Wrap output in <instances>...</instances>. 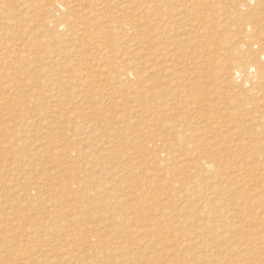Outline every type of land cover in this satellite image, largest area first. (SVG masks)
Here are the masks:
<instances>
[{"label":"rangeland","instance_id":"1","mask_svg":"<svg viewBox=\"0 0 264 264\" xmlns=\"http://www.w3.org/2000/svg\"><path fill=\"white\" fill-rule=\"evenodd\" d=\"M153 1L156 0H0V171L4 172V174L0 172V190L3 191H0V250L5 248L0 251V264H121L122 257L118 254L111 255L113 258L110 256L111 258L107 259L106 253L101 256L104 250L97 248L90 250L91 245H101L112 237L118 238L117 241L122 242L121 248L131 252L135 257L147 259L154 255L156 250L162 254L156 259L165 255L171 256L172 253L165 252L164 248L171 251L177 250V245L183 241L184 236L188 238L186 233H189V228H176L173 231L172 226H177L175 225L177 221L168 219L167 216L154 215L153 211L161 206L154 207L149 203L155 202L159 194V196H165L167 193L173 194L177 191L181 194L180 184L183 182L181 185H184L187 181L185 176L189 179L185 187L190 180L195 181L197 178L189 175L175 176L173 179L175 185L178 183L179 185L173 192L171 189L161 187L152 189L149 186L153 179L151 175L154 177L156 170L149 160L152 154L148 149H151L156 142L164 146L167 139L171 142L178 138L172 134L170 125L178 127L179 124V127L195 128L197 125V127L205 126V121L208 120L209 126L212 124L217 126L216 121H220V126L216 129L219 132L215 130L217 133L215 131L213 133L211 130L207 145L201 143L202 149L209 151L211 147L214 149L211 153L212 157L217 156L220 160L222 159L223 165L227 164L224 166V173L231 172L230 177L236 175L234 182L232 181L234 187L239 177H243V180L252 179V181L258 178L256 167L259 163L253 159L248 160L246 155L253 150L255 144L259 141L263 142L264 130L259 123L264 121V104L257 105L256 94L248 93V87H242L241 80H235L232 75L233 68L235 71L240 67V63L245 65L249 62L245 57V51L242 52L238 49L239 47L245 45L253 52L260 51L264 40L259 41L258 35L260 31L264 33V26H262L264 13L259 15L261 30L252 36V33L248 31L255 24L246 21L248 15L244 14L252 6L251 1L247 7L245 0H188V2L175 0L176 3L170 0L172 5L168 0H157L161 3L160 15L162 16L163 13L165 15L160 16L161 21L158 20V24H154L157 29H152L154 22L152 23L151 20L154 16L150 14V18H146L142 7L145 8L147 3L155 4ZM177 3H181V7ZM164 7L169 11L163 12L166 10ZM173 9L175 13L172 12ZM139 13L142 15L139 16ZM164 16L167 20L163 18ZM132 19H134L133 22ZM144 20L152 24L148 22L146 24ZM167 21L171 27L167 26ZM129 23L132 25L128 26ZM144 23L151 26L147 27ZM166 27L168 31L165 30ZM151 29L155 30L154 33L161 29L163 31L153 35ZM77 31L80 33L76 34ZM142 31L145 37H148L147 34L152 31L148 40L154 36L159 40L161 37V43L166 42L163 45L167 50L164 46L161 50L165 59L157 58L162 59V62L151 58L140 49L147 40V38L142 39V36L144 37ZM246 32L249 34L246 35ZM74 33L77 38H74ZM125 34L129 37L124 36ZM72 35H74L73 38ZM73 39L76 40L73 41ZM131 40H135L137 44L134 41L132 43ZM139 41H143L142 44L138 43ZM138 52L144 53L141 55ZM159 52L158 57H161ZM131 60L133 63H130ZM135 61L138 64H134ZM148 63L150 67L152 65L156 69L151 67V70ZM128 66L131 68L128 69ZM123 68L130 73L128 77L129 82L132 80V83L118 79L119 75L125 72ZM148 70L152 72L149 73ZM155 70H157L156 74ZM131 71L137 72L132 74ZM145 71H148V78ZM135 73H138L139 77H135ZM168 79H172V82L169 80V85ZM140 81L145 83L140 84ZM132 84L135 85L133 93H131L134 87L131 86ZM137 86L138 89H136ZM143 89L149 90L145 96L139 93ZM245 108L250 110L247 111ZM149 110L156 111L155 114L158 116H149ZM154 112L151 113L154 114ZM229 113L235 119H231ZM113 116H120L121 119L119 117L117 120ZM194 118L196 120H192ZM190 119L194 123L189 122ZM222 121L225 122L222 123ZM75 124H90L92 127L87 130L89 132L83 130L82 133L73 127ZM181 135L180 137H183V134ZM247 136L248 139L253 138V141L249 146L244 147L245 149L236 150L234 153L236 156H234L231 153L233 143L236 144L238 139ZM109 138L116 140L115 143H110ZM189 141L193 142V139ZM194 144L189 147V152L196 150L197 141ZM84 151L87 154L88 151H92L89 154L93 155L86 157L82 155L85 154ZM110 153L112 157L109 158ZM240 157H243L245 161ZM183 158L188 159L186 156ZM223 159L230 160L227 162ZM135 161L140 162L137 165ZM195 161L198 162L197 158L192 162ZM241 163L248 164V167ZM117 165L128 168L129 172L126 178L113 181V184L119 185L120 191L123 190V192L127 190H125L126 185L132 186L131 192L127 190L130 197H126L125 200H128H123L125 202H122L124 205L121 204V206H118L117 195L120 193L115 191L116 188L108 184L107 191L101 189V185L106 182L112 183L113 174L115 177L118 176ZM234 166L243 168L237 167L238 169L235 170ZM249 167L252 172H248ZM245 168L247 170H244ZM149 170L153 173L151 174ZM207 171L210 172L207 176H212L206 180L208 182L215 181L218 176L223 175L222 172L219 173L213 168H208ZM237 171L240 173L238 174ZM89 180L95 182L94 186L96 190L101 191L100 194L83 195L82 184ZM224 183L222 186H226ZM252 183L254 186L257 184L256 187L260 185L257 182ZM252 185H249L250 189H256ZM139 187H145L150 192L147 190L148 193L141 198L144 202L136 204L134 198ZM234 187L231 189L227 185L229 189L225 190L226 192L232 190L234 199L231 194L222 193L221 195V198L223 196L227 200L231 199L225 202L226 204L231 202V207H233V200V202L243 200L241 195L244 197L245 191L246 196L248 191L249 195L253 193L248 186L243 193L241 192L243 188L238 187L237 191ZM108 193L114 199H109ZM204 194L201 195L204 196ZM228 195L231 197L229 198ZM203 196L200 199L202 202L205 198ZM253 198L257 199L252 195L251 199ZM133 202L138 207L135 205L134 207ZM212 202L215 204L218 200ZM208 204L214 205L211 201H207V206L210 207ZM62 205L75 210V215L62 216ZM80 206H84L83 211L77 210ZM129 206L134 210H131ZM111 208L117 210V217L113 220H110ZM129 212L134 213L129 215ZM162 218L163 220H160ZM128 219L132 222L129 225ZM104 223H108L110 227L104 232L98 231V227ZM31 224L33 228L29 232ZM249 225L246 227L249 228L252 224ZM48 228L50 230L47 235L45 230ZM115 229H121L118 236L114 235ZM140 230H148L153 235H160L156 238L160 241L163 238V242L158 239L153 244L142 245L140 241L144 233L139 232ZM162 233L167 238L161 237ZM173 233L177 236L173 237ZM31 236L32 238H28ZM49 238L52 239L49 240ZM138 239L141 244H137ZM29 240L32 241L30 245L27 242ZM42 240H45L46 244ZM36 242L39 244H35ZM24 244L25 247H23ZM186 251L178 256L175 264L193 263L191 258H194V247ZM129 252L127 255L131 256ZM258 258L254 257L255 260L251 259V262L259 263L260 258L259 260ZM153 262L150 260L151 264H163ZM245 263L249 264L247 261Z\"/></svg>","mask_w":264,"mask_h":264},{"label":"bare ground","instance_id":"2","mask_svg":"<svg viewBox=\"0 0 264 264\" xmlns=\"http://www.w3.org/2000/svg\"><path fill=\"white\" fill-rule=\"evenodd\" d=\"M140 1H142V0H140ZM145 1V0H144ZM160 1V0H159ZM159 1H153L155 4H153V5H150L149 3H147V5L145 6V8L144 7H142L143 8V10L145 11V16H146V18H150V14L151 15H153L154 16V18L151 20V22L153 23V25L156 23V24H158L157 22H158V20H159V18H160V5H161V3H159ZM163 1V0H162ZM170 0H168V2H169ZM173 1V0H172ZM179 1H181V0H179ZM250 1H251V4H252V6L250 7V9L247 11V12H245L244 14L245 15H248L247 17H246V21H248V22H250V23H254L255 25H254V27L252 28V29H249V31L248 32H250V33H252V36L253 35H256L257 34V32H258V30H261V28H260V26L262 25L261 24V22H260V20H261V18L259 17V15H261V14H263L264 13V0H245V6H247L248 7V5H249V3H250ZM73 2V1H72ZM139 2V1H138ZM167 2V1H166ZM171 2V1H170ZM175 2V0L173 1V3ZM186 2H188V0L186 1ZM185 2V3H186ZM59 3V2H58ZM71 3V2H70ZM151 3V2H150ZM176 3V2H175ZM181 3H183V2H181ZM181 3H177V4H179V6H180V4ZM63 4V3H62ZM170 4V3H169ZM55 5V4H54ZM58 5H61V4H58ZM64 5V4H63ZM62 5V6H63ZM144 4H142V6H143ZM164 5H166V3L164 4ZM163 4H162V7L164 6ZM171 5H172V2H171ZM170 5V6H171ZM61 7V6H60ZM161 7V8H162ZM173 7V6H172ZM178 7V6H177ZM181 7V6H180ZM63 8V7H62ZM176 8V7H175ZM174 8V9H175ZM184 8H186V7H184ZM55 9H56V7H55ZM164 9H166L165 7H164ZM168 9V8H167ZM163 10V12H167V11H169V10ZM174 9H173V11L172 12H174ZM172 10V9H171ZM179 9H177V11H178ZM182 10V9H181ZM184 10V9H183ZM182 10V11H183ZM57 11V10H56ZM176 11V12H177ZM186 11V10H185ZM184 11V12H185ZM141 12V11H140ZM162 12V11H161ZM171 12V11H170ZM171 12V13H172ZM179 12V11H178ZM181 12V11H180ZM142 13V12H141ZM141 13H139V16H140V14ZM169 13V12H168ZM175 13V12H174ZM143 14V13H142ZM141 14V15H142ZM162 14V13H161ZM181 14V13H180ZM144 15H143V17H144ZM163 15H165L164 13H163ZM162 15V16H163ZM166 15H168V14H166ZM172 15V14H171ZM170 15V16H171ZM176 15V14H175ZM182 15H183V13H182ZM181 15V16H182ZM131 16H133V15H131ZM138 16V17H139ZM161 16V17H162ZM176 16H178V15H176ZM180 16V15H179ZM166 16H164L163 18H165ZM167 17H169V16H167ZM172 17V16H171ZM175 17V16H174ZM132 18V17H131ZM134 18H135V16H134ZM163 18H161V19H163ZM173 18V17H172ZM172 18H169V19H172ZM145 19V18H144ZM166 19V18H165ZM174 19V18H173ZM179 19V18H178ZM177 19V20H178ZM129 20H130V18H129ZM148 20V19H147ZM145 21L146 22V24H147V22L148 21ZM167 20V19H166ZM165 20V21H166ZM131 21V20H130ZM134 21V19H132V22ZM137 21V20H136ZM143 21V22H144ZM149 21H150V19H149ZM159 21H161V20H159ZM164 21V22H165ZM170 21V20H169ZM175 21V20H174ZM129 21H127V23H128ZM172 22V21H171ZM131 23V22H130ZM129 23V25L128 26H131L132 24H130ZM148 23H150V22H148ZM152 23H150V24H152ZM159 23H161V22H159ZM166 23H168L167 24V26L169 25L170 26V24H169V22L167 21ZM174 23V22H173ZM137 24V23H136ZM138 24H139V22H138ZM143 24V23H142ZM145 24V23H144ZM145 24V26H147ZM66 25V24H65ZM64 25V26H65ZM126 26H127V24H125ZM134 25V24H133ZM161 25V24H160ZM164 25H166V24H164ZM172 25V24H171ZM137 26H139V25H137ZM144 26V27H145ZM149 26H151V25H149ZM149 26H147V27H149ZM168 26V27H169ZM173 26V25H172ZM262 26H264V24L262 25ZM154 28H152V29H157V28H155L156 26L154 25L153 26ZM159 27V26H158ZM171 27V26H170ZM67 28V27H66ZM82 28V27H81ZM133 28H134V26H133ZM137 28V27H136ZM151 28V27H150ZM149 28V29H150ZM163 28V27H162ZM167 28V27H166ZM165 28V30H167L168 31V28L166 29ZM84 29V28H83ZM135 29V28H134ZM134 29H133V31H134ZM141 29V28H140ZM143 29V28H142ZM151 29V30H152ZM170 29V28H169ZM136 30V29H135ZM171 30V29H170ZM80 31V30H79ZM139 31H141V30H139ZM144 31V30H143ZM143 31H142V33H143ZM146 32H147V30H145ZM144 31V32H145ZM153 31V30H152ZM151 31V32H152ZM159 31H163V29H161V30H159ZM158 31V32H159ZM173 31V30H172ZM59 32V31H58ZM78 32V31H77ZM82 32V31H81ZM122 32V31H121ZM128 32V31H127ZM130 32V31H129ZM137 32H138V30H137ZM149 32V31H148ZM151 32H150V34H147L148 35V37H149V35H151ZM155 32V30L153 31V33ZM157 32V33H158ZM248 32H246V35L247 34H249ZM80 32H78V33H76V34H79ZM126 33V32H125ZM133 33V32H132ZM131 33V35H133ZM136 33V32H135ZM134 33V34H135ZM139 33V32H138ZM157 33H154L153 35H155V34H157ZM163 33V35L165 36V34H164V32H162ZM166 33H168V32H166ZM174 33V32H173ZM172 33V34H173ZM260 33V35H258V39H259V41H263L264 40V33H263V31H260L259 32ZM73 34V33H72ZM128 34V33H127ZM127 34H125L124 36H126ZM137 34V33H136ZM161 34V33H160ZM171 34V33H170ZM74 35H75V33H74ZM74 35H72V38H73V36ZM123 35V34H122ZM143 35H144V33H143ZM158 35V34H157ZM168 35H169V33H168ZM245 35V36H246ZM118 36V35H117ZM135 37H136V35H134ZM133 36V37H134ZM137 36H138V34H137ZM162 36V35H161ZM249 36V35H248ZM119 37V36H118ZM126 37H129V36H126ZM139 38H140V36H138ZM148 37L146 36L145 37V35H144V37L142 36V39L143 38H147V40H145L144 42L145 43H141V42H143V41H139L138 43H141L142 44V46L143 47H141L140 49L141 50H143V51H145L146 53V55H148V56H150L151 58L153 57L154 59L156 58H164V56H163V54H162V52H161V50L163 49V43H161L160 42V40H161V37H160V40L156 37H152L151 36V38L148 40ZM74 38H77V35H75V37ZM79 38V37H78ZM137 38V37H136ZM136 38H134V39H136ZM162 38H163V36H162ZM165 38V37H164ZM247 38V37H246ZM133 39V38H132ZM166 39V38H165ZM165 39H164V41H165ZM67 40V39H66ZM71 40V39H70ZM74 40H76V39H73V41ZM73 41H71V42H73ZM121 41V40H120ZM122 41H123V39H122ZM128 41H129V38H128ZM134 41V43H135V40H133ZM133 41L131 40V42L133 43ZM79 42V41H78ZM130 42V43H131ZM74 43V42H73ZM166 43V42H165ZM164 43V44H165ZM69 44H71V43H69ZM135 44H137V43H135ZM130 45V44H129ZM132 45V44H131ZM130 45V46H131ZM134 45V44H133ZM167 45V44H166ZM66 46V45H65ZM137 46V45H136ZM138 46L140 47V45L138 44ZM167 46H169V45H167ZM135 47V46H134ZM139 47H137V48H139ZM165 47V46H164ZM244 47V48H243ZM165 49H166V47H165ZM239 50H241L242 52H244L245 51V57H246V59L247 60H249V62L247 63V64H245L244 65V63H242L243 65H241V63L239 64L240 65V67H238L235 71H234V68H233V78L235 79V80H241V86L242 87H248V93H254V95L256 96V97H258V103H257V105L258 104H264V43H262V45H261V49H260V51L259 52H253L250 48H248V47H245V45H242L241 47H239L238 48ZM139 50V49H138ZM167 50V49H166ZM140 51V50H139ZM161 52V54H160V56L161 57H158V52ZM108 52V51H107ZM159 52V53H160ZM165 52V51H164ZM137 53V52H136ZM139 54H141L142 55V53H144V52H138ZM167 53V52H166ZM166 53H164V54H166ZM144 54V55H145ZM140 56V55H139ZM242 56H244L243 54H242ZM145 57V56H144ZM133 58H135V57H133ZM149 58V57H148ZM140 59V58H139ZM138 59V60H139ZM165 59V58H164ZM132 60H134V59H132ZM131 60V61H132ZM142 60V59H141ZM146 60V59H145ZM149 60V62H150V59H148ZM157 60H162V59H157ZM246 60V61H247ZM144 61V60H143ZM164 61V60H163ZM245 61V62H246ZM136 62V61H135ZM139 62V61H138ZM142 62V61H141ZM162 62V61H161ZM161 62H159V63H161ZM130 63H133V61L132 62H130ZM146 63V65H147V61L145 62ZM128 64V63H127ZM126 64V65H127ZM134 64H138L137 62L136 63H134ZM149 64L150 63H148V66H149ZM152 64V63H151ZM145 65V64H144ZM237 65V64H236ZM236 65H235V67H236ZM239 65H237V66H239ZM134 66V65H133ZM139 67V66H138ZM150 67V66H149ZM151 67L153 68V69H156L155 68V66H152L151 65ZM151 67H150V69H151ZM124 68H127V66L125 67L124 66ZM123 68V69H124ZM129 68H131L130 66H128V69ZM142 68H144V67H142ZM146 69V68H145ZM125 70V72L124 73H122L121 71V75H119V77H118V79L121 81L122 79H124V80H122V82H124V81H127V82H129L130 81V79H129V77H128V73H127V71L128 70H126V69H124ZM134 70V69H133ZM152 70V69H151ZM171 70V69H170ZM169 70V71H170ZM149 71V73H151L150 72V70H148ZM147 71V72H148ZM156 71L157 70H155L154 72H155V74H156ZM172 71V70H171ZM170 71V72H171ZM119 72V73H120ZM132 72V71H131ZM134 72H137V71H133L132 72V74L134 73ZM139 72V71H138ZM146 71L144 72L145 74L147 73ZM161 72V69H160V71H159V73ZM163 72V71H162ZM169 72V73H170ZM142 73V75L144 74L143 72H141ZM168 73V72H167ZM172 73V72H171ZM170 73V74H171ZM130 74V73H129ZM144 74V75H145ZM153 74V73H152ZM164 74V73H163ZM163 74H160V75H162L163 76ZM166 74V73H165ZM164 74V76H167V75H165ZM173 74V73H172ZM141 75V74H140ZM118 76V75H117ZM139 77V75H138V73L136 74L135 73V77ZM153 76V75H152ZM154 76H156V75H154ZM158 77H159V75H157ZM169 76V75H168ZM231 76V77H232ZM141 77V76H140ZM145 77V76H144ZM147 78H148V73H147V76H146ZM170 77H172V76H170ZM114 78V77H113ZM117 78V77H116ZM143 78V77H142ZM161 78H163V77H161ZM166 79V78H165ZM61 80H62V78H61ZM117 80V79H116ZM134 80V79H133ZM138 80H139V78H138ZM137 80V81H138ZM159 80V79H158ZM161 80V79H160ZM159 80V81H160ZM163 80H164V78H163ZM170 79H168L167 81H169ZM172 80V79H171ZM170 80V81H171ZM175 80H177V78L175 79ZM62 81H64V80H62ZM115 81V80H114ZM135 81H136V79H135ZM142 81H144L143 79H142ZM146 81V80H145ZM147 81H149V80H147ZM170 81L168 82V85L170 84ZM68 82V81H67ZM118 82V81H117ZM121 82V83H122ZM127 82H126V84H127ZM157 82V81H156ZM161 82H162V80H161ZM172 82V81H171ZM64 83V82H63ZM120 83V82H119ZM129 83H132V80H131V82H129ZM133 83H135V82H133ZM140 84L142 83L141 81L139 82ZM139 83H137V84H139ZM143 83H145V82H143ZM142 83V84H143ZM158 83V82H157ZM165 83V82H164ZM163 83V84H164ZM175 83V82H174ZM59 84H60V81H59ZM62 84V83H61ZM148 84H149V82H148ZM172 84V83H171ZM150 85V84H149ZM148 85V86H149ZM167 85V86H168ZM131 86H134V87H132V90H131V93H133V88H135V85H131ZM165 86V85H164ZM140 87V86H139ZM145 87V86H144ZM147 87V86H146ZM150 87V86H149ZM152 87V86H151ZM141 88H142V86H141ZM148 88V87H147ZM136 89H138V86H137V88ZM140 89V88H139ZM242 89V88H241ZM141 90V89H140ZM258 90V91H257ZM149 91V90H148ZM148 91H146L145 89H143L142 91H140L139 93L141 94V95H143V96H145V93L146 92H148ZM135 92V91H134ZM243 93H245V92H243ZM135 94V93H134ZM147 94V93H146ZM242 95V94H241ZM253 95V96H254ZM136 96V94L134 95V97ZM146 96H149V95H146ZM243 96V95H242ZM249 96V95H248ZM244 97V99L245 100H247V98H245V96H243ZM247 97V96H246ZM251 97V96H250ZM132 98H133V96H132ZM249 98V97H248ZM257 100V99H256ZM248 105V108H249V104H247ZM156 106V105H155ZM157 107V106H156ZM247 107V106H246ZM154 108V107H153ZM251 108V107H250ZM254 108V107H253ZM156 109V108H155ZM246 109V108H245ZM147 110V109H146ZM243 110V109H242ZM241 110V111H242ZM247 110V109H246ZM246 110H245V112H246ZM250 110V109H249ZM249 110H247V111H249ZM150 111V110H149ZM149 111H147V112H149ZM151 112H154V111H150L148 114H149V116H151V117H156V116H158V115H156L155 114V112H154V114L153 113H151ZM159 114H161V113H159ZM230 115V116H229ZM229 117L231 118V119H235V117H233L230 113H229ZM222 116H224V115H222ZM227 116V117H228ZM114 118H116L117 120H118V118L120 117H118V116H113ZM225 117V116H224ZM199 118V117H198ZM201 118V117H200ZM204 118V117H203ZM115 119V120H116ZM120 119H121V117H120ZM206 119V118H205ZM223 119V118H222ZM231 119H228L229 121L231 120ZM184 121H185V119H183ZM192 120H196L195 118L194 119H192ZM191 119L189 120V122H193L194 123V121H192ZM201 120V119H200ZM206 120H208V119H206ZM221 120V119H220ZM224 120H225V118H224ZM260 120V119H259ZM257 121V120H256ZM156 122H158V121H156ZM189 122H188V124H189ZM203 122H204V119H203ZM206 122V125L203 127V126H199V127H195V128H191V126L190 127H179V124H178V127H176V126H174V125H170L169 126V128L171 129V131H172V134H174V135H176L178 138L176 139V140H174V139H172V140H174V141H169V139H167V143H166V145H164V146H160L157 142L156 143H154L153 144V146L151 147V149H148L149 151H150V153L152 154V156H151V158H149V160H150V162H151V164L155 167V172H154V177L151 175V177L153 178L152 179V181H151V183H150V185L149 186H151V188L153 189V187H161L162 189L164 188H167V189H171V192H173L174 190H175V187L177 186V185H179V183L177 184V185H175V180H173L174 179V177L175 176H177V175H180V176H183V175H189V176H195L196 178V180L195 181H189L187 184H186V187H185V183L189 180V179H187L188 177L187 176H185V179L187 180L186 182H184V185H181L183 182H181V184H180V188H182L181 189V194H178V191H177V193L175 192V193H173V194H171V193H167L165 196H157L156 198V201L155 202H151V203H149V205H154V207H157V206H161V208H159V209H157V210H154L153 211V214L154 215H156V216H167V218L168 219H175L176 221V224L175 225H177V226H172V230L173 231H175L176 230V228H180V229H182V228H184V227H188L189 228V233H186L187 234V237L188 238H185L186 236H184V238H183V241L182 242H180L177 246H178V249L177 250H175V251H171V250H169V249H165L164 248V250H165V252H171L172 253V255L171 256H168V255H165L164 257H160L159 259H156L157 258V256H161L162 254H160L159 253V250H156L155 252H154V255H152L150 258H142V257H135L131 252H129V251H127V252H129L130 253V255L131 256H129V255H127V252H126V249H123V248H121V244H122V242H119V241H117V239L118 238H116V237H112V239L111 240H106V241H104V243H102L101 245H91L90 246V250H94V249H98V250H104V252H102L101 253V256L103 255V254H105L106 253V258L108 259V257H110L111 255H114V254H118V255H120V257H122V259H120L121 260V264H151L150 263V260H153L154 262L153 263H163V264H173V262H174V264L175 263H177L176 262V259L178 258V256L180 255V254H182L184 251H186V250H188L189 248H192V247H194V251H195V253L193 254L194 255V258H191L192 260V264H246L245 262L247 261V263H249V264H253L252 262H251V259H253L254 257H259L260 258V260H259V258H258V260L260 261H258L259 263H257V264H264V137H262V135H263V133H262V135H261V137L263 138V142H261V141H259V143H257V144H255L254 145V147H253V150L251 151V152H249V153H247V155H246V158L248 159V160H256L259 164H257V167H256V172H257V175H258V178L257 179H254L253 181H252V179L251 180H243L242 178H240V180H239V178H237L236 180L237 181H235V182H237V184H236V186L234 187L233 186V184H232V181H233V179L235 180V177H236V175H233L232 177H230L231 176V172L230 173H224V170H225V167L224 166H226L227 164V162H229V160L231 159V161H233L232 160V158H233V156H232V154L230 155V156H232V158H230L228 161L227 160H225V159H223L224 161H227L225 164L226 165H223V161H221L219 158H217V156L216 157H212L213 155H211V153L214 151V149H212L211 147H210V149H209V151L206 149V150H204V149H202V144L201 143H206V145H207V140L209 139V137L210 136H208L210 133H214V131L216 130V129H218L219 128V124H220V121H216L217 122V126L216 125H208V124H210V121L208 120V121H205ZM223 122H225V121H222V123ZM255 122V121H254ZM196 123V122H195ZM252 123H253V121H252ZM186 124V123H185ZM192 124V123H191ZM196 124H198V123H196ZM199 124H203V123H199ZM205 124V123H204ZM256 125H257V122L255 123ZM177 125V124H176ZM187 125V124H186ZM186 125H184L183 124V126H186ZM251 125V124H250ZM259 125L262 127V130H264V121L263 122H260L259 123ZM76 130H80L82 133H83V130H85V131H87L88 129H90L92 126L90 125V124H82V125H79V124H75V126H73ZM192 127H194V126H192ZM184 128H186V129H184ZM221 128H222V130H224L223 129V127H222V124H221ZM75 130V131H76ZM211 130H212V132H211ZM221 130V129H220ZM217 131V130H216ZM215 131V132H216ZM77 132V131H76ZM87 132H89V131H87ZM217 132H219V131H217ZM216 132V133H217ZM221 132V131H220ZM225 132V131H224ZM261 132H263V131H261ZM260 132V133H261ZM181 134H183V137H180V135ZM218 134H220V133H218ZM223 134V133H222ZM222 134H220V135H222ZM211 135V134H210ZM258 135H260V134H258ZM258 135H256V136H258ZM182 136V135H181ZM201 136H204V137H201ZM213 136V135H212ZM211 136V137H212ZM254 136V135H253ZM251 137V136H250ZM114 138V137H113ZM112 138V139H113ZM258 138L259 139H261L259 136H258ZM110 139V138H109ZM112 139H110V143H115V141L116 140H112ZM190 139H193V142H191V141H189ZM239 141L235 144V143H233L234 144V147H233V150L231 149V153H233V155L234 156H236L234 153L236 152V150H239V149H245L244 147H247V146H249L250 144H251V142L253 141V138H252V140H251V138L250 139H248V136L247 137H245V138H240V139H238ZM195 141H197V146L195 147V149H194V147H192L195 151H193V152H189V150H190V148L189 147H191V146H194L195 144H194V142ZM107 142H108V140H107ZM258 142V141H257ZM86 143V142H85ZM88 144V143H87ZM109 144V143H108ZM232 144V145H233ZM82 145H84V144H82ZM86 145V144H85ZM84 145V146H85ZM231 145V146H232ZM111 146V145H110ZM89 147V146H88ZM230 148H228V150H229ZM203 150H204V153H203ZM227 150V149H226ZM85 152V151H84ZM89 153H91L90 151H88ZM111 152V151H110ZM229 152V151H228ZM83 153V152H82ZM81 153V154H82ZM88 153V154H89ZM113 153V152H112ZM154 153H157V154H154ZM86 152H85V154H82V155H85L86 157L87 156H90L91 154H89L88 155ZM108 154V153H107ZM228 154V153H227ZM93 155V154H92ZM91 155V156H92ZM214 155H215V153H214ZM229 155V154H228ZM183 156H186V157H188V159H186V158H183ZM196 156V157H195ZM83 157V156H82ZM110 157H112L111 156V153L109 154V158ZM119 157H117V159H118ZM195 158H197V161L198 162H192V161H194V159ZM222 158V157H221ZM241 158V157H240ZM245 158V159H246ZM114 159V158H113ZM116 159V160H117ZM241 159H243V157L241 158ZM100 159H98V161H99ZM109 160V159H108ZM115 160V159H114ZM120 160V159H119ZM191 160V161H190ZM244 160V159H243ZM121 161V160H120ZM237 161V160H236ZM245 161V160H244ZM244 161H243V163H244ZM102 162H103V160H102ZM122 162V161H121ZM136 162V161H135ZM138 162H140V161H137L136 163H137V165H138ZM148 162V161H147ZM147 162H145V163H147ZM241 162H242V160H241ZM89 163V162H88ZM100 163V162H99ZM113 163V162H112ZM115 163V162H114ZM232 163V162H231ZM236 163V162H235ZM93 164V163H92ZM116 164H118V163H116ZM232 164H234V162L232 163ZM231 164V165H232ZM242 164V163H241ZM115 165V164H114ZM113 165V166H114ZM123 165V164H122ZM136 165V164H135ZM149 165V164H148ZM147 165V166H148ZM243 165V164H242ZM248 165V164H247ZM246 164L245 165H243V166H246V167H248ZM12 165H10V167H11ZM121 166V165H120ZM118 167V165H117V169L119 170V168L121 169V170H117V174H118V176L117 177H115V175L110 171V173L111 174H113L112 175V183H109V182H106L104 185H101V189H103L104 191H107L108 189H109V186H112V187H114V188H116V190L115 189H112V190H115L117 193L119 192L120 194L119 195H117V200H118V206H121V204H122V202H125L126 200H128V199H126L125 200V198L127 197V198H129L130 197V195H129V192L127 191L128 189H129V191H130V188H132V186L130 187V186H128V185H126V187H125V192H123V190H121L120 191V189H119V185H117L116 183L115 184H113L115 181H117L118 179L119 180H121V179H123V178H126L128 175V168H126V167ZM124 166H126V164H124ZM146 166V167H147ZM233 166V165H232ZM116 167V166H115ZM141 167H143V166H141ZM150 167V166H149ZM234 167H236V169L235 170H237L239 167L238 166H234ZM238 167V168H237ZM136 168H138V167H136ZM208 168H213V169H215V170H217V171H219V173H223V175H221V177L220 176H218V178H217V180H215V181H206L207 179H209V177L210 178H212V176H210L209 175V177L207 176V174L208 173H210V172H208L207 170H208ZM231 168V167H230ZM229 168V169H230ZM243 168V167H242ZM242 168H239V169H242ZM112 169H114V168H112ZM139 169H141V168H139ZM148 169V168H147ZM147 169H145V170H147ZM227 169V168H226ZM0 170H1V168H0ZM144 170V171H145ZM152 170V169H151ZM210 170V169H209ZM234 170V169H233ZM244 170H247L246 168L244 169ZM243 170V171H244ZM5 171V170H4ZM97 171V170H96ZM150 171V170H149ZM239 171H241V172H243L242 170H239ZM252 172V169H250V167H249V170H248V172ZM0 172H3V171H0ZM8 172V171H7ZM115 172V171H114ZM151 172V171H150ZM149 172V173H150ZM160 172H164L163 174L162 173H160ZM190 172V173H189ZM235 172V171H234ZM238 172V171H237ZM245 172V171H244ZM243 172V173H244ZM108 173V172H107ZM106 173V174H107ZM146 172H144V174H145ZM153 172H151V174H152ZM185 173H188V174H185ZM240 172H238V174H239ZM1 174V173H0ZM2 174H4V172L2 173ZM103 174V173H102ZM109 174V173H108ZM107 174V175H108ZM212 174H214V175H216L215 173H212ZM146 175H148V174H146ZM2 176V175H1ZM162 176H164L165 178L163 179V177ZM106 177H108V176H106ZM146 177V176H145ZM150 177V176H149ZM93 178V177H92ZM181 178V177H180ZM183 178V177H182ZM181 178V179H182ZM191 178V177H190ZM215 178V177H214ZM106 179V178H105ZM146 179V178H145ZM245 179V178H244ZM107 180V179H106ZM147 180V179H146ZM180 180V179H179ZM213 180V179H212ZM223 180H225V181H223ZM114 181V182H113ZM148 181V180H147ZM257 182V183H259L258 185L259 186H257L256 187V185L254 186V185H252L253 183L252 182ZM132 182H134V181H132ZM131 182V183H132ZM136 183H137V180L135 181ZM176 182H179V181H176ZM225 182V183H224ZM234 182V181H233ZM130 183V184H131ZM222 183H224V184H226V186H222ZM94 184H95V182L94 181H92V180H89V181H86V182H84L83 184H82V188H81V191H82V193H83V195H85V194H95V195H97V194H100L101 193V191H98V190H96V188H95V186H94ZM108 184H109V186H108ZM143 184V183H142ZM145 184V183H144ZM223 184V185H224ZM132 185V184H131ZM137 185V184H136ZM227 185H228V187L229 188H231V189H233L232 187H234V189L236 188L237 189V191L239 190L238 189V187H240V188H243V191L241 190V192L243 193L245 190H247V186H248V189H250V187L251 186H249V185H252V186H254V187H256V189H259L258 191H256V192H254L256 189H250V190H252L253 191V193H250V195H249V191H248V195L246 196V191H245V196L243 197V195H241V197H242V201H241V197L240 198H237V199H240V201H235V202H233L234 200V198H233V196H232V190H229V191H225L226 190V188H227ZM128 186V187H127ZM148 186V187H149ZM232 186V187H231ZM178 187V186H177ZM246 187V188H245ZM259 187V188H258ZM134 188H136L135 187V185H134ZM180 188H179V190H180ZM229 188H227V189H229ZM178 189V188H177ZM7 190V189H6ZM112 190H110V191H112ZM147 190L149 191V189H147V188H145V187H139V189L137 190V192H136V197L134 198V199H136V204H139V203H141V202H144V201H141V198L144 196V194L145 193H148L147 192ZM151 190V189H150ZM0 191H2V190H0ZM8 191V190H7ZM114 191V193L116 194V192ZM3 192V191H2ZM131 192V191H130ZM134 191L132 190V193H133ZM150 192V191H149ZM183 192V193H182ZM240 192V193H241ZM109 193H111V192H109ZM109 193H108V195H109ZM203 193H205L204 194V196L203 195H201V194H203ZM222 193H227V194H231V196H232V203H233V207H231V202L229 203V204H226L227 202L226 201H230L229 199L227 200V198L225 197V198H223V196H222V198H221V195H222ZM233 193H234V191H233ZM238 193V192H237ZM241 193V194H242ZM2 194V193H1ZM22 195V194H21ZM135 195V194H134ZM146 195V194H145ZM147 195H149V194H147ZM203 196V197H205L204 198V200H203V202L200 200L201 199V196ZM224 195V194H223ZM238 195V194H237ZM252 195L254 196V197H257V199H255V198H253V200L255 199L256 201L254 202L251 198H252ZM40 196V195H39ZM38 196V197H39ZM114 196H116V195H114ZM230 196V197H231ZM4 197V196H3ZM228 197H229V195H228ZM229 197V198H230ZM108 198L109 199H114V197L113 198H111V196L109 195L108 196ZM145 198H146V196H145ZM38 199V198H37ZM132 199H133V197H132ZM132 199H130V201L132 200ZM133 199V200H134ZM123 200H125V201H123ZM144 200V199H143ZM211 201V203L212 204H214L212 201H214V200H218V202L216 203L215 202V204L213 205V206H211V205H209L210 207H208L207 206V201L208 202H210ZM130 201L128 202V204L130 203ZM132 202V201H131ZM146 202V201H145ZM226 202V203H225ZM134 203V202H133ZM147 203V202H146ZM135 203L133 204V206L135 205V206H137ZM122 205H124V204H122ZM132 205V204H131ZM196 205H198V207L196 206ZM110 206H111V204H110ZM128 206V205H127ZM134 206V207H135ZM138 207V206H137ZM136 207V208H137ZM197 207V208H196ZM129 208L131 209V210H134V208L133 207H130L129 206ZM135 208V209H136ZM196 208V209H195ZM156 209V208H155ZM77 210H79V211H83L84 210V206H80V207H77ZM75 213H76V211L75 210H73L71 207H69V206H66V205H62V216H68V215H71V216H74L75 215ZM134 212H129V215H132ZM109 214H110V220H113V218H115V217H117V210L116 209H114V208H111L110 209V211H109ZM23 216V215H22ZM49 220H51V219H49ZM129 220L130 219H128V221H127V223H128V225L129 224H131L132 222H129ZM160 220H163V218L162 219H160ZM191 221V222H190ZM252 224L251 225V227H249L250 225L249 224ZM30 225V224H29ZM36 225H37V223H36ZM48 225V224H47ZM247 225H249L248 227L249 228H247L246 226ZM40 226V225H39ZM61 226V225H60ZM29 227V226H28ZM34 227H35V224H34ZM49 227V226H48ZM110 226H109V224L108 223H104L102 226H99L98 227V231H100V232H104V231H106L108 228H109ZM31 228H33V226H32V224H31V226H30V228H29V232H30V230H31ZM36 228H38V226L36 227ZM52 228V226L50 225V229ZM42 229V228H41ZM40 229V230H41ZM49 228L47 229V230H45L46 232H47V235L49 234V230H50ZM102 230V231H101ZM179 230V229H178ZM17 231V230H16ZM27 231V230H26ZM27 231V232H28ZM43 231V230H42ZM41 231V232H42ZM121 231V229H115L114 230V235L115 236H118L119 234H118V232H120ZM139 232H141V233H144L143 235H144V237L142 238V240L140 241V242H142V245H144L145 243H148V244H153V243H155L158 239L156 238V236L157 237H159L158 235H153L152 233H150V231H148V230H140ZM18 233V232H17ZM23 233H25L26 234V232H23ZM19 234V233H18ZM32 234V233H31ZM21 235V234H20ZM22 235H24V234H22ZM26 235H28V234H26ZM26 235H25V237H26ZM46 235V236H47ZM185 235V234H184ZM12 236H14V235H12ZM29 236V235H28ZM36 236V235H35ZM37 236H38V234H37ZM43 236V235H42ZM163 236V233H162V235H161V237ZM171 236V235H170ZM169 236V237H170ZM177 235L176 234H174L173 233V237H176ZM16 237V239H17V236H15ZM14 237V238H15ZM49 237V236H48ZM160 237V238H161ZM164 238H167V237H165V236H163ZM19 238V237H18ZM23 238V237H22ZM28 238H32V236L31 237H28ZM10 239V238H9ZM50 239H52V238H49V240ZM65 239H67V237L65 238ZM11 240V239H10ZM18 240V239H17ZM26 239H24V241H25ZM30 240H32V239H30ZM27 241V242H29V245H30V243H32V241ZM35 240V239H34ZM37 240V239H36ZM38 240H39V238H38ZM47 240V239H46ZM144 240V241H143ZM12 241V240H11ZM10 241V242H11ZM14 241H15V239H14ZM13 241V242H14ZM21 241V240H20ZM20 241H18V242H20ZM43 242L45 241V240H42ZM42 241H40V243L42 242ZM98 242H100L99 240H97ZM158 241H160V239L158 240ZM167 241V240H166ZM165 241V242H166ZM251 241H253V242H251ZM22 242H23V239H22ZM27 242H24V243H27ZM39 242V241H38ZM38 242H36L35 244H39ZM48 242V241H47ZM139 242V239H138V242H137V244H141ZM160 242H163V238H162V241H160ZM12 244V243H11ZM18 244H20V243H18ZM42 244V243H41ZM44 244H46V241H45V243ZM164 244V243H163ZM162 244V245H163ZM168 244V243H167ZM17 245V244H16ZM28 245V246H29ZM158 245V244H157ZM160 245V244H159ZM161 245V246H162ZM7 246V245H6ZM11 246V245H10ZM20 246V245H19ZM27 246V247H28ZM160 246V247H161ZM165 246H167V245H165ZM165 246H163V247H165ZM3 247V246H2ZM21 247H22V245H21ZM23 247H25V244L23 245ZM33 247H35V246H33ZM33 247H31L32 249H33ZM158 247V249H159V246H157ZM29 248V247H28ZM4 250H5V248H3ZM3 249H1L2 251H3ZM32 249H31V251H32ZM36 249V248H35ZM161 249V248H160ZM0 250V251H1ZM6 250H8V249H6ZM10 250V249H9ZM30 250V249H29ZM97 250V251H98ZM24 251V250H23ZM33 251H34V249H33ZM190 251V250H189ZM6 252V251H5ZM35 252V251H34ZM94 252V251H93ZM187 252V251H186ZM192 255V256H193ZM105 257V256H104ZM112 257V256H111ZM110 257V258H111ZM114 257H116V256H114ZM113 258V257H112ZM243 259H245V262H243L242 263V261H243ZM136 260V261H135ZM253 260H255V259H253ZM257 260V259H256ZM256 262V261H255ZM254 262V263H255ZM13 263V262H12ZM21 264V263H20ZM24 264V263H23ZM26 264V263H25ZM29 264V263H28ZM31 264V263H30ZM119 264V263H118Z\"/></svg>","mask_w":264,"mask_h":264}]
</instances>
